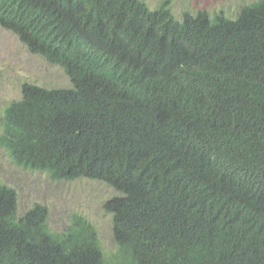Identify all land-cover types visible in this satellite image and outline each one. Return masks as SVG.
<instances>
[{
	"label": "trees",
	"instance_id": "trees-1",
	"mask_svg": "<svg viewBox=\"0 0 264 264\" xmlns=\"http://www.w3.org/2000/svg\"><path fill=\"white\" fill-rule=\"evenodd\" d=\"M0 27L70 82L23 83L0 147L119 193L106 257L84 217L54 232L0 181V264H264V0L234 19H176L169 0H0Z\"/></svg>",
	"mask_w": 264,
	"mask_h": 264
},
{
	"label": "rangeland",
	"instance_id": "rangeland-1",
	"mask_svg": "<svg viewBox=\"0 0 264 264\" xmlns=\"http://www.w3.org/2000/svg\"><path fill=\"white\" fill-rule=\"evenodd\" d=\"M142 1L154 9L162 0ZM253 1L169 0V7L176 19H180L184 11L196 13L198 10L206 11L210 16L222 12L227 19H234L243 5ZM23 83L50 89L70 86L61 67L29 53L12 32L0 27V123L3 109L11 101L20 98V86ZM0 181L15 191L19 215L34 203L43 205L47 209V225L54 232L63 231L69 225L72 215H80L94 226L103 254L109 257L115 253L112 216L105 211L104 205L111 198L117 197L118 191L94 180H53L43 171L15 165L2 147Z\"/></svg>",
	"mask_w": 264,
	"mask_h": 264
}]
</instances>
